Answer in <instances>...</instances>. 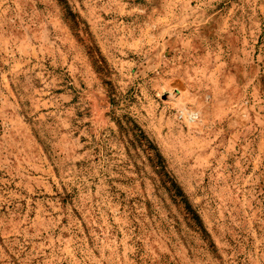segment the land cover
I'll return each mask as SVG.
<instances>
[{
	"label": "rangeland",
	"instance_id": "rangeland-1",
	"mask_svg": "<svg viewBox=\"0 0 264 264\" xmlns=\"http://www.w3.org/2000/svg\"><path fill=\"white\" fill-rule=\"evenodd\" d=\"M0 264H264V0H0Z\"/></svg>",
	"mask_w": 264,
	"mask_h": 264
}]
</instances>
